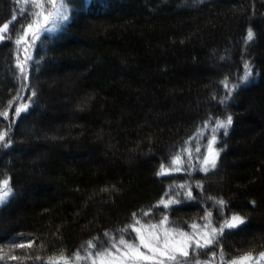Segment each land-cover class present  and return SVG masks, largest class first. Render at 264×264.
I'll use <instances>...</instances> for the list:
<instances>
[{
  "label": "trees",
  "instance_id": "obj_1",
  "mask_svg": "<svg viewBox=\"0 0 264 264\" xmlns=\"http://www.w3.org/2000/svg\"><path fill=\"white\" fill-rule=\"evenodd\" d=\"M30 6L38 10L0 0V27L17 16L0 33L12 36L0 41V180L13 191L0 207V264H68L88 241L100 248L129 233L119 230L134 213L166 214L184 229L209 211L217 226L245 218L219 248L190 251L188 264L264 252V0H91L87 9L69 0V20L34 44L25 79L14 25ZM227 116L215 169L157 175L206 122ZM183 182L192 198L160 206Z\"/></svg>",
  "mask_w": 264,
  "mask_h": 264
},
{
  "label": "snow or ice",
  "instance_id": "obj_2",
  "mask_svg": "<svg viewBox=\"0 0 264 264\" xmlns=\"http://www.w3.org/2000/svg\"><path fill=\"white\" fill-rule=\"evenodd\" d=\"M27 3V0H25ZM48 5L51 6V10L45 9L44 0H32V6H34L37 11H33V8L30 6L27 9V12L24 10L20 11V15L22 20L20 23L15 24L14 28L16 30V38L15 44L19 45L23 41L26 43L27 47L24 48V51L27 52L28 48L32 47L35 44V41L39 40L42 34L45 33H53L58 23H62L69 20L68 15V3L69 0H59V4H57V0H47ZM91 0H77V7L82 9H87L90 7ZM47 11V14L45 12ZM40 17H43L41 21ZM17 20L16 14H13L7 22L2 24L0 27V33H7L9 30L10 23H13ZM51 25V26H49ZM31 33L32 39L30 41L25 40V37ZM254 33L251 29L248 30L246 39L248 41L253 40ZM5 39H12V36H5L0 35V41H4ZM31 59L30 56H26L24 61H20V58L17 57V62L15 67L19 70L20 74L27 79L28 78V71H27V61ZM245 68L248 69V65H245ZM250 71H245L244 75L241 77L242 80H247L248 76L250 75ZM227 87V84L225 85ZM236 87V86H233ZM231 89L229 90V93ZM32 96H35V91L31 92ZM227 97H225V100ZM225 100H221L220 103H224ZM28 109V105H22L16 108L14 115L20 116L21 112H26ZM0 116H7V112H0ZM207 123H214L215 127L213 128V135L211 136V141L209 142L208 147V156L203 158V163L208 166L203 169L205 173H207L210 168L215 169L216 167V160L219 157V152L223 150V148L216 150L212 148V144L216 142V135L214 134L218 129H224V135H227V129L232 124V117L227 116L224 120L216 119L214 121L210 120ZM7 133H0V143L5 141V136ZM4 147H7L8 144L4 143ZM196 151H199V148H196ZM180 162V157L177 156L174 158L173 163ZM180 168H176L175 171H180ZM170 174V170L166 171L165 166L161 165L160 170L157 172L158 176ZM179 187L184 188V185H179ZM12 194V189L9 186V180L4 178L0 180V207L6 206L8 203V198ZM188 198H192L191 191L187 192ZM213 199V198H209ZM182 201L171 199L169 202L165 203L163 200L160 202L163 204L165 208L169 206L170 203H181ZM224 201L222 199L215 200V204L218 208H222L224 205ZM142 215L147 216L149 215L148 212L142 213ZM212 213L209 211L206 214L204 219L211 217ZM222 215V212H221ZM135 223L128 225L126 228L120 229V232H128L131 229L133 232L136 233V236H129L128 240H125L123 236H121L118 241L113 242L112 239H109L105 242V246H101L98 251H96L95 256L98 258H105L109 257L110 262L109 264H115L117 260L120 261V264H141L143 261H154V264H166V262H173V264H188V257H189V249H191L193 255L197 252L198 249L208 248L210 245L215 243L217 248H219V238L225 234V230H233L240 227V225H244L246 220L244 217L233 214L230 217L223 218L222 222L219 223L218 226H210V224H205L204 228L209 229V231L204 232L203 242L199 239H193L188 233L181 232L179 233L180 236L186 237L185 240L181 242L169 241L167 238L168 233L174 232V228L165 227L168 223L167 215H163V217L159 220L158 223H148L145 225L141 224L140 219H136V214H133ZM140 225V227H137ZM193 228H197L198 225L193 224ZM147 229H151L149 232V238H146L144 235V231ZM159 230V231H157ZM161 233H163L164 238L161 239ZM105 237H109V233L104 234ZM99 239V238H95ZM139 240V244L132 243L130 241ZM34 242V241H33ZM33 242H22V241H15L13 242L14 247L24 248V247H31ZM88 246L91 248H95L96 245L93 244L92 241H88ZM117 245L123 246V251ZM141 246L148 250L149 254L142 252L140 250ZM113 249L115 250L116 254L113 253ZM221 253L223 249H220ZM91 255V253H90ZM213 256L216 255L215 251L212 253ZM76 257L79 259V253L76 254ZM261 259H264V252L259 254ZM63 258V257H61ZM10 259H18L16 256H11ZM39 259V257H36ZM252 257L250 254L241 256L239 258H228L227 264H243L244 261L251 260ZM192 264H200L199 260L193 259Z\"/></svg>",
  "mask_w": 264,
  "mask_h": 264
},
{
  "label": "rangeland",
  "instance_id": "obj_3",
  "mask_svg": "<svg viewBox=\"0 0 264 264\" xmlns=\"http://www.w3.org/2000/svg\"><path fill=\"white\" fill-rule=\"evenodd\" d=\"M57 4H59V0H57ZM45 14H46V12H45ZM68 15L70 17V9H69V7H68ZM40 19L42 21L43 20V17H40ZM66 22L67 21L62 22V23H58L56 30L53 33H51V34L56 33ZM49 26H51V25H49ZM42 35H44V34H42ZM31 39H32L31 33H29L28 36L25 37V40L30 41ZM36 42L37 41H35V43ZM33 46L30 47V48H28V51L25 52L24 51V48L27 47L26 43H24L22 41L21 44H19V47L21 48V51L26 56H29L31 54ZM250 73H251V71H250ZM251 74L249 76H251ZM80 105H83V103L81 102ZM214 127H215V125L211 126L210 128L209 127H205V129H203L202 131H200L196 135V140L193 141V142H196V143L190 144V145L188 144L187 148L185 147L184 151L182 152L183 154L180 153V152L177 153V154H175L173 156V158L171 159V161H170L171 164H169V166H168V168H167L166 171L170 170V173H186L188 170H193L192 168L195 167L197 170H200V171L204 172L203 169L205 167H208V166H206L203 163V158L206 157V156H208L209 142L211 141V136L213 135V128ZM222 131H224V129H218V130L215 131L214 134L216 135L217 139H216V142L211 145L213 149L219 150L218 149V135ZM201 138L204 139L203 142H200L199 141ZM197 147L199 148V151H196V148ZM177 156L180 157V162L173 163L174 158L177 157ZM217 161H218V159L216 160V163H217ZM185 165H186L187 171L184 168ZM176 168H180L181 170L180 171H175ZM185 175H187V174H185ZM191 176L192 177L189 180H191V179L194 178V175L192 173H191ZM182 184H184V188L175 187V190L172 191L171 195L169 197H167V199H163V201L165 203H167L171 199H176V200L181 201L183 198H187L188 197L187 196V192L190 190L189 186L187 185L188 182H186V183L183 182ZM9 186H10V184H9ZM12 194H13V191H12ZM12 194L9 196L8 200L11 198ZM175 204H178V203H170L168 207H171L172 205H175ZM159 205L160 206H163V204H161V203ZM168 207L167 208L164 207V208L165 209H168ZM161 218L157 217L155 221H149V222H147V221L142 222L141 221V224L142 225H145V224H148V223H158ZM212 218L213 217L211 216V217H209L207 219H203L204 221L202 220L201 223L200 222L193 223V224L198 225L197 228H193L192 227L193 224H191L186 229H184L181 226V224L175 223L173 221L170 222L168 220V223H167V225L165 227L174 228L175 231L168 233L167 238L169 239V241L181 242V241L185 240L186 237L180 236L179 233L185 232V233H188L190 236H192L194 240L195 239H199L201 241V243H202L203 242V237H204V232L205 231H209L210 232V228L209 229H205L204 228V225L205 224H210V226H217V224H214V222L212 221ZM221 222H219V223H221ZM137 227H140V225H137ZM129 231L130 232L127 233V234L120 235V236H118L115 239L113 238L112 239L113 242L118 241V239L121 236H123L125 240H128L130 235L131 236H136V233L135 232H133L132 230H129ZM150 231H151V229H147V230L144 231V235H145L146 238H149L150 239V237H149V232ZM157 231H159V230H157ZM113 237H115V236H113ZM163 238H164V235H163V233H161V239H163ZM130 242L135 243V244H139V240L138 239L135 240V241H130ZM117 246L120 247L122 251L124 250L123 249V246H121V245H117ZM99 249L100 248H91V247L88 246L85 250H82V251H78L77 252V253H79V256H80L79 259L76 257V254L77 253H75L74 257L71 259V261L68 264H109V262H110V258L109 257H105V258L101 259V258H98V257L95 256L96 251H98ZM140 250L142 252H145L146 254L151 255L150 253H148V250L145 249V248H143L142 246H141ZM190 251H191V249H189V252ZM90 253H91V255H90ZM113 253L115 255H119V254H116L115 253V250L114 249H113ZM251 257H252L251 260L244 261L243 264H264V259H261L259 256H255V257L251 256ZM115 264H120V261L117 260L115 262ZM141 264H154V261H143V262H141ZM166 264H173V262H170L169 261V262H166Z\"/></svg>",
  "mask_w": 264,
  "mask_h": 264
},
{
  "label": "bare ground",
  "instance_id": "obj_4",
  "mask_svg": "<svg viewBox=\"0 0 264 264\" xmlns=\"http://www.w3.org/2000/svg\"><path fill=\"white\" fill-rule=\"evenodd\" d=\"M167 199V198H166Z\"/></svg>",
  "mask_w": 264,
  "mask_h": 264
}]
</instances>
